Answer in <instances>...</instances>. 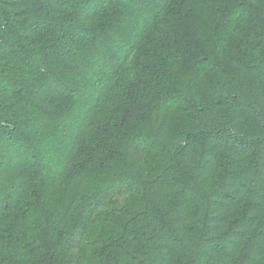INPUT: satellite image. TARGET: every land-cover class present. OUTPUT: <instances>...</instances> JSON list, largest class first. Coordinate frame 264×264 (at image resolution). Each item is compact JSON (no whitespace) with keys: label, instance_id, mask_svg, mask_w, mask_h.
Wrapping results in <instances>:
<instances>
[{"label":"trees","instance_id":"1","mask_svg":"<svg viewBox=\"0 0 264 264\" xmlns=\"http://www.w3.org/2000/svg\"><path fill=\"white\" fill-rule=\"evenodd\" d=\"M99 244L264 264V0H0V264Z\"/></svg>","mask_w":264,"mask_h":264},{"label":"rangeland","instance_id":"2","mask_svg":"<svg viewBox=\"0 0 264 264\" xmlns=\"http://www.w3.org/2000/svg\"><path fill=\"white\" fill-rule=\"evenodd\" d=\"M95 157H97V155ZM103 246H104L103 244H99L97 246V250L99 252H101V254H99L100 256H98V258H99L98 260L100 263L109 264V262H110L109 259H112L114 254L111 250L103 252L104 251V249H102ZM102 254H104V256Z\"/></svg>","mask_w":264,"mask_h":264}]
</instances>
